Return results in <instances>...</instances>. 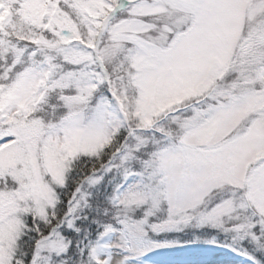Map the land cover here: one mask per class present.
Segmentation results:
<instances>
[{
	"label": "snow or ice",
	"instance_id": "obj_1",
	"mask_svg": "<svg viewBox=\"0 0 264 264\" xmlns=\"http://www.w3.org/2000/svg\"><path fill=\"white\" fill-rule=\"evenodd\" d=\"M83 221L264 251V0H0V264H114Z\"/></svg>",
	"mask_w": 264,
	"mask_h": 264
},
{
	"label": "rangeland",
	"instance_id": "obj_2",
	"mask_svg": "<svg viewBox=\"0 0 264 264\" xmlns=\"http://www.w3.org/2000/svg\"><path fill=\"white\" fill-rule=\"evenodd\" d=\"M110 174L112 173L108 175ZM183 229L163 228L158 232H179ZM207 230L211 231V237L195 238L190 243L152 241L147 233L146 236L129 239L122 248L119 246L120 233H109L94 245L98 256L110 257L114 264H118L122 258H126L128 264H253V260L260 262L255 253L261 250L253 243L246 240L241 248L238 243H229L231 236L228 234L219 232L214 227H207L204 231Z\"/></svg>",
	"mask_w": 264,
	"mask_h": 264
},
{
	"label": "trees",
	"instance_id": "obj_3",
	"mask_svg": "<svg viewBox=\"0 0 264 264\" xmlns=\"http://www.w3.org/2000/svg\"><path fill=\"white\" fill-rule=\"evenodd\" d=\"M112 175L113 174L106 176L102 184L94 186L93 188L91 187L90 193L92 208L88 213L90 216L96 215L98 210L107 206V197L112 192V184L109 182V177ZM62 199H66V196H62ZM80 227L81 232L79 234L74 233L73 230L67 229L65 230L64 234L66 236H72L74 239L84 237L86 238L85 242L90 240L93 244L101 239V237L98 235L100 229L97 228L96 224L83 221L80 222ZM204 230H206V228L189 227L179 232H158L156 234L154 232H149L148 234L152 241H176L180 243H190L195 238L211 237V231L207 230V232H205ZM255 255L260 263L264 264V251H257ZM72 259L75 260L77 257L73 256Z\"/></svg>",
	"mask_w": 264,
	"mask_h": 264
}]
</instances>
